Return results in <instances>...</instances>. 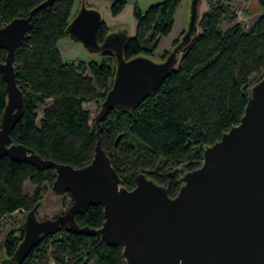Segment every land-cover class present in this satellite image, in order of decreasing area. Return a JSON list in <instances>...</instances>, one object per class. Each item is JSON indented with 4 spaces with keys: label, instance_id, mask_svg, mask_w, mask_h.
<instances>
[{
    "label": "trees",
    "instance_id": "obj_1",
    "mask_svg": "<svg viewBox=\"0 0 264 264\" xmlns=\"http://www.w3.org/2000/svg\"><path fill=\"white\" fill-rule=\"evenodd\" d=\"M43 1L0 0V27L28 17ZM236 1L206 0L208 10L202 14L201 0L196 29L179 48L174 69L137 106L107 111L101 119L100 135L84 104L94 102L101 108L113 85L116 58L109 51H101L100 62H66L59 43L70 39L66 31L77 0H58L40 9L35 13L33 29L15 53L24 110L11 132L13 143L45 160L79 168L93 160L101 138L123 187L133 189L136 175L143 172L174 197L182 176L202 165L204 149L240 123L251 88L264 77V0H246L260 8L259 17L248 28L238 22L239 15L233 9ZM181 2L163 0L145 11L136 6V32L124 44V58H153L162 38L172 32ZM126 6L127 0H114L111 15H119ZM112 32L105 21L101 22L99 44ZM182 35L173 41L172 49L180 44ZM171 50L157 60H164ZM6 56L7 51L0 49V63ZM6 103V82L0 72V129ZM55 178L53 168L39 169L9 156L0 157V234L7 228L0 242V264H16L9 260L24 235L25 219L10 222L8 218L17 211L27 215L36 208L40 220L48 219H41L38 209ZM28 181L32 193L25 191ZM76 222L80 227L100 228L103 207L91 205L76 215ZM50 262L126 264L121 246L100 237L73 234L65 227L44 235L21 264Z\"/></svg>",
    "mask_w": 264,
    "mask_h": 264
},
{
    "label": "water",
    "instance_id": "obj_2",
    "mask_svg": "<svg viewBox=\"0 0 264 264\" xmlns=\"http://www.w3.org/2000/svg\"><path fill=\"white\" fill-rule=\"evenodd\" d=\"M56 1L45 0L28 17L0 27V49L7 51L5 62L0 63L7 89L0 157L9 156L39 169L53 168V190L70 194L72 203L66 212L51 219L40 220L36 208L28 212L23 239L10 263L21 264L44 235L65 227L73 234L100 237L121 246L126 264H264V77L251 88L240 123L204 149L202 165L182 176L174 197L143 172L136 175L133 189L123 187L101 138L93 160L79 168L45 160L13 143L11 132L24 110L15 53L33 29L35 13ZM200 2L190 0L180 44L164 60L155 61L143 55L125 59L123 47L129 35L124 30L108 34L99 44L103 13L82 0L67 35L90 52L109 51L116 58L113 85L95 118L98 135L107 111L137 106L174 69L179 48L196 29ZM91 205L103 207L104 222L97 229L80 227L76 222V215Z\"/></svg>",
    "mask_w": 264,
    "mask_h": 264
},
{
    "label": "rangeland",
    "instance_id": "obj_3",
    "mask_svg": "<svg viewBox=\"0 0 264 264\" xmlns=\"http://www.w3.org/2000/svg\"><path fill=\"white\" fill-rule=\"evenodd\" d=\"M81 1L82 0H77L75 4L76 6L75 12L80 8ZM96 1L97 3L96 2L93 3L94 0H88L89 3H92L90 5L94 6L93 8L97 7L99 9H102L104 15L107 16V18H105V23L108 25V27L111 30L115 31L118 29L130 27V24L128 22L127 24H122V23H118V21L114 19L115 17H113L110 12V6H109L110 1L109 0H96ZM182 1L184 2V4H182L181 7L179 8V11H180L179 14L185 15L184 16L185 17V27H184V30L182 31V33H184L187 27V21H188V16L190 12V5H189L190 0H182ZM106 3H108V5ZM233 9L239 15L238 22H240L242 26H244L245 28L250 27L260 15L259 14L260 8L254 1L250 3L249 1H246V0H237L235 4L233 5ZM207 10H208V6L206 3V0H203L201 7H200V12L203 14ZM182 33L180 34V36L182 35ZM68 40H69L68 38H64L59 43L60 52L66 62H72V61L88 62L91 60L100 62L101 58L100 56H97L98 55L97 53L88 51L81 43L76 42L77 44L76 46H78V52H77V50H74L73 47L68 46V44L73 46L75 43L74 44L70 43L72 41H68ZM171 49H172V46L168 51H170ZM88 55L92 57H88ZM162 56L163 55L161 54V52H158L156 50L154 52V56L152 59L155 61H158L160 58H162ZM47 104H50V101H47ZM84 107L90 111L91 113L90 122L92 123L94 119L96 118V116L98 115L100 108L94 102L85 103ZM41 116H42V112L40 111L38 112V120H37L38 122L40 121ZM32 190H33V187L28 181L25 185V191L28 193H32ZM70 203H71V198L69 194H57L53 190V188H51L46 192L43 200L41 201L40 208L38 209V216L41 219L42 218H48V219L55 218L59 214L66 212L70 206ZM25 218H26V213L17 211L13 213L11 217L8 218V220L10 222L13 220L20 222V221H23ZM6 229L5 231L3 230L0 234V242H2V239L5 237Z\"/></svg>",
    "mask_w": 264,
    "mask_h": 264
},
{
    "label": "crops",
    "instance_id": "obj_4",
    "mask_svg": "<svg viewBox=\"0 0 264 264\" xmlns=\"http://www.w3.org/2000/svg\"><path fill=\"white\" fill-rule=\"evenodd\" d=\"M110 3H109V6L111 7V2H113L114 0H109ZM163 0H127V6L125 7V9L123 10V12H121L119 15L117 16H113L115 17L114 19H116V21H118V23H122V24H127V22L130 24V27H127V28H122V29H118V30H115V31H119V30H124L127 32V34L129 36H133L135 35V32H136V21H135V18H134V15H133V12H134V9L135 7L137 6L139 9H141L142 11H145L146 9H148L150 6L154 5V4H157V3H161ZM88 2V0H87ZM97 3L96 0H94L93 3ZM186 2V1H185ZM82 3V1H81ZM89 6L90 7H94V6H91L90 4L92 3H89ZM108 5V3H106ZM184 4V2L182 1L179 8L181 7V5ZM81 6V5H80ZM97 8V7H95ZM179 8L177 9L176 13H175V23H174V27L172 29V32L170 33L169 36H166V37H163L158 48H157V51L158 52H161V54H163L164 52L168 51L172 44H173V41L177 38H179L180 34L182 33V31L184 30V27H185V15H180V20L182 21V25L180 28H178V32L176 33V35L174 37L171 38V35L173 34L175 28L177 27V19H176V15L180 12L179 11ZM99 9V8H97ZM76 10V6L74 7V14L79 10ZM102 11V9H99ZM103 13V11H102ZM103 16H104V21H105V18H107V16L104 15L103 13ZM68 41H72L70 43H75L73 46L72 45H69L68 46H71L73 47L74 50H77L78 52V46H76V42L69 39ZM96 56V55H94ZM93 56V57H94ZM99 56V55H97ZM88 57H92V56H89Z\"/></svg>",
    "mask_w": 264,
    "mask_h": 264
},
{
    "label": "bare ground",
    "instance_id": "obj_5",
    "mask_svg": "<svg viewBox=\"0 0 264 264\" xmlns=\"http://www.w3.org/2000/svg\"><path fill=\"white\" fill-rule=\"evenodd\" d=\"M176 19H177V27L175 28L173 34L171 35V38L174 37V36L176 35V33H177L178 30H179L178 28H180L181 25H182V21L180 20V14H179V13L176 15Z\"/></svg>",
    "mask_w": 264,
    "mask_h": 264
},
{
    "label": "built area",
    "instance_id": "obj_6",
    "mask_svg": "<svg viewBox=\"0 0 264 264\" xmlns=\"http://www.w3.org/2000/svg\"><path fill=\"white\" fill-rule=\"evenodd\" d=\"M50 264H55L54 262H50ZM82 264H84V262H82Z\"/></svg>",
    "mask_w": 264,
    "mask_h": 264
},
{
    "label": "flooded vegetation",
    "instance_id": "obj_7",
    "mask_svg": "<svg viewBox=\"0 0 264 264\" xmlns=\"http://www.w3.org/2000/svg\"><path fill=\"white\" fill-rule=\"evenodd\" d=\"M69 196H70V198H71V203H72V197H71V195L69 194Z\"/></svg>",
    "mask_w": 264,
    "mask_h": 264
}]
</instances>
